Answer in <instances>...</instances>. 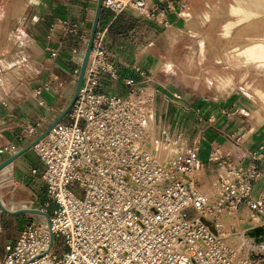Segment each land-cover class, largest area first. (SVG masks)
<instances>
[{
	"label": "built area",
	"instance_id": "2783aa9c",
	"mask_svg": "<svg viewBox=\"0 0 264 264\" xmlns=\"http://www.w3.org/2000/svg\"><path fill=\"white\" fill-rule=\"evenodd\" d=\"M101 6L114 15L131 10L168 28L175 1L101 0ZM180 7L187 8L182 1ZM49 34L71 36L85 45L83 52L88 44L91 49L75 102L32 148L44 167L42 210L54 209L48 220L38 215L4 245L0 264H254L239 254L233 242L238 232L225 219L245 208L251 227L244 232L264 224V147L248 151L241 166L213 150L207 161L216 164L218 176L203 190L198 149L182 133L155 132L153 94L140 86L148 82L147 71L131 66L133 75L122 79L125 95L103 88L104 77L119 79L107 29L97 26L91 39L82 22L60 19ZM57 53L50 49L52 57ZM79 70L80 64L72 72L76 80ZM48 87L33 89L40 106ZM172 97L181 101L178 93ZM16 126L20 139L30 142L44 131L40 120ZM18 151L14 143L0 146L5 158ZM2 217L0 210V233Z\"/></svg>",
	"mask_w": 264,
	"mask_h": 264
},
{
	"label": "crops",
	"instance_id": "0c3cea01",
	"mask_svg": "<svg viewBox=\"0 0 264 264\" xmlns=\"http://www.w3.org/2000/svg\"><path fill=\"white\" fill-rule=\"evenodd\" d=\"M98 1L0 0V146L14 143L19 151L24 149L31 142L20 139V130L16 126L18 123L40 120L45 129L67 107L76 85L72 72L75 66L81 64L85 45L77 44L71 36L50 35L49 28L51 24L64 19L82 22L85 27L92 29ZM156 1L150 0L151 5L156 4ZM168 1H175L173 11L167 13L171 22L168 28L139 19L131 10L122 12L131 13L137 20L147 21L150 25L146 44L137 49L138 55L134 59L126 56L134 46L131 36L134 26L123 35L110 39L106 37L111 62L119 72L116 82L122 84L121 91L115 88L112 92L119 95L127 93L122 79L133 75L132 65L138 64L147 71L148 82L140 86L153 94L151 107L156 134L182 133L187 143L198 149L202 171H198L197 176L201 188L208 190L218 176L216 164L207 161L213 150L228 156L232 164L241 166L246 164V160L241 159L248 151L259 145L264 147V85H251L250 98L238 87L244 77H261L264 80V35L260 33L264 29V0ZM181 1L186 4V9L180 7ZM211 7L215 14L227 11L236 15L237 20L246 19L241 24L263 20L256 23L250 32L241 34L235 44L240 48L249 47L251 55L236 51L233 58L225 59L240 73L241 78L234 79L223 67L218 70L217 67L214 69L210 66L196 71V67L192 65L191 70L185 69L194 53L187 52L185 46L188 44L177 35L190 26V21L197 12L201 13V21H205L206 11ZM117 16L102 8L97 26L107 29ZM234 24L231 20L223 26L224 35L230 34ZM193 35L200 38V51L204 53L207 38L200 34ZM59 40H62L60 45ZM52 48L58 50L55 57L50 55ZM74 49H77L76 53L72 52ZM106 80L108 79L104 77V81ZM45 83L49 87L39 97L44 102L40 106L32 93L33 89L42 87ZM202 85H207V89ZM173 93L180 94L181 101L176 102L172 97ZM6 159L8 158L0 156V163ZM32 169L36 170V175H31ZM43 170V165L33 149H30L3 168L0 175H3L2 178L12 179L11 181L42 184V197L45 198V188L40 181ZM247 221L245 208L225 219L226 226L235 225L232 232H238L233 242L239 254L250 258L249 251H246L247 242H252L251 238L261 231L264 224L254 227L250 232H244L251 227ZM240 236L246 240L241 242L243 248L238 247L236 240ZM258 245L264 248V244ZM252 262L264 264L263 259H254Z\"/></svg>",
	"mask_w": 264,
	"mask_h": 264
},
{
	"label": "rangeland",
	"instance_id": "374dc122",
	"mask_svg": "<svg viewBox=\"0 0 264 264\" xmlns=\"http://www.w3.org/2000/svg\"><path fill=\"white\" fill-rule=\"evenodd\" d=\"M206 13L207 19L205 21H201V13L197 12L193 19H191V24H189L190 26L187 29L182 30V32L177 35L179 39L188 44L185 46L187 52L194 53L190 56L189 65H186L185 69L191 70L193 66H195L196 71H199L204 67L212 66L214 69L217 67L219 70L220 67H223L224 71L230 73L234 79H236V77L241 78L240 73L233 69L229 60L225 61V59L233 58L236 51H244L246 55H251L252 51H250L249 47L240 48L235 46V44H237L241 34L250 32L256 23L263 22L264 19L261 21H249L241 24V22H245L246 19L243 20L239 18L237 20L235 18L236 15H232L227 11H221L220 14H215L213 8L211 7L207 9ZM128 15L136 19L131 13H128ZM185 16L187 17L188 15ZM231 20L235 23L234 27L232 30H230V34L224 35L225 29L223 26L228 24V22ZM237 23L240 24L237 26ZM149 26L150 25L147 24V21L137 20L136 26L133 27L134 32L131 34L133 37L134 46L129 50L128 53H126L128 58L134 59L138 55L137 49L146 44ZM192 33L200 34L207 38L208 43L204 53H201L200 51V38L193 35ZM260 33L264 35V29ZM193 57L195 58V61H193ZM220 58L221 60H219ZM208 70H211V68ZM258 83L259 85L261 84L263 86L264 80L261 77L252 78L248 76L244 77L242 82H239L238 87L242 88L244 93L250 98V86ZM202 86L204 89H207V85ZM103 88L109 92H112L115 88H118L121 91L122 84L116 81L106 80L103 82ZM201 171L202 170L200 169L199 172ZM39 172H42V170ZM2 176L3 175H0V204L3 206V208L7 209L8 211H15L18 209H37L43 211L42 209H45L43 207L45 198L42 197L44 195L42 184L37 183L36 186L35 183L31 184L29 181H26V183H21L17 180L11 181L12 179L2 178ZM34 196H36V199H34ZM53 209L54 205H50L47 209V212H43L48 215ZM37 219V214L10 215L3 212L2 231L0 233V255L3 254V247L6 243L13 242L24 226L29 225L33 220ZM262 234H264V232ZM256 239L251 238L252 242H247L248 249L246 251H249V257L251 260H264V248L258 245V243L260 245L264 244V238L260 237ZM236 240H238V246L241 247V242H243L245 238L240 236ZM244 244H246V242H244ZM63 249L64 244L61 241L55 251V254L59 256Z\"/></svg>",
	"mask_w": 264,
	"mask_h": 264
},
{
	"label": "water",
	"instance_id": "95a60500",
	"mask_svg": "<svg viewBox=\"0 0 264 264\" xmlns=\"http://www.w3.org/2000/svg\"><path fill=\"white\" fill-rule=\"evenodd\" d=\"M102 6H101V0L98 1L97 3V7H96V13H95V17H94V21H93V25H92V29H91V35L90 38L92 39L93 34L96 30L97 27V23H98V19H99V15L101 12ZM90 44L87 45L85 52H84V56L82 58L81 64H80V70H79V74H78V78L76 80V85H75V89H74V94L69 102V104L67 105V107L64 109V111H62V113L58 116V118L53 121L38 137H36L28 146H26L24 149L18 151L15 155L9 157L8 159L4 160L2 163H0V171L5 168L6 166H8L9 164H11L16 158H18L20 155H22L23 153H25L26 151L30 150L33 148V146L42 138H44L48 132L58 123L60 122V120L67 114V112L70 110V108L72 107L73 103L76 100L77 94L79 92L80 86H81V82L83 79V75H84V71H85V67L89 58V53H90ZM0 210L4 213L10 214V215H18V214H37V215H42L44 216L47 220H48V215L46 213H44L43 211L37 210V209H18L15 211H8L7 209L3 208V206L0 204Z\"/></svg>",
	"mask_w": 264,
	"mask_h": 264
},
{
	"label": "trees",
	"instance_id": "16d2710c",
	"mask_svg": "<svg viewBox=\"0 0 264 264\" xmlns=\"http://www.w3.org/2000/svg\"><path fill=\"white\" fill-rule=\"evenodd\" d=\"M136 25V20L126 13H121L110 23L107 28V36L117 37L127 33L132 26Z\"/></svg>",
	"mask_w": 264,
	"mask_h": 264
},
{
	"label": "bare ground",
	"instance_id": "6f19581e",
	"mask_svg": "<svg viewBox=\"0 0 264 264\" xmlns=\"http://www.w3.org/2000/svg\"><path fill=\"white\" fill-rule=\"evenodd\" d=\"M264 232V226L262 227L261 231H259V234L255 235L252 237V239H256V238H264V234H262ZM239 248H241L240 246H238Z\"/></svg>",
	"mask_w": 264,
	"mask_h": 264
}]
</instances>
